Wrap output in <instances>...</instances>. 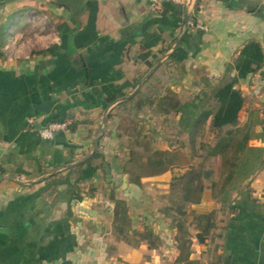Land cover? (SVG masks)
<instances>
[{"label":"crops","instance_id":"1","mask_svg":"<svg viewBox=\"0 0 264 264\" xmlns=\"http://www.w3.org/2000/svg\"><path fill=\"white\" fill-rule=\"evenodd\" d=\"M1 1L4 21H11L0 38V264H180L172 215L184 204L171 194L172 180L189 165L197 169L206 153L181 143L175 154L186 165L169 163L141 174L136 184L126 135L117 120L110 128L106 120L150 76L160 80L163 93L177 89L180 104L193 101L199 110H215L219 102L212 94L225 84L240 92L238 124L248 127L249 138L224 202L206 189L198 203L184 205L210 213L204 241L191 217L184 225L196 264H264V0H195L173 12L149 0ZM178 39L177 61L171 62ZM110 81L125 95L107 103L111 94L102 87ZM65 111L79 121L76 130L41 137L49 117ZM153 114L147 123L158 119L162 130L174 114L180 125V113ZM209 122L195 136L197 143H213ZM100 126L97 148L109 164L104 171L100 160L80 165ZM163 134V145L149 149L171 154ZM211 180L216 176L205 179V186ZM147 186L153 202V192L168 194L160 215L151 209L145 216V225L159 236L156 245L127 241L113 224L114 199L140 205ZM132 233H126L130 239ZM253 235L259 236L257 248Z\"/></svg>","mask_w":264,"mask_h":264},{"label":"trees","instance_id":"2","mask_svg":"<svg viewBox=\"0 0 264 264\" xmlns=\"http://www.w3.org/2000/svg\"><path fill=\"white\" fill-rule=\"evenodd\" d=\"M196 3H198V0ZM161 5L163 12H173L179 6L178 4L170 1H163ZM10 21L11 17H8L0 26L1 39L4 37L6 28ZM247 51L248 49H244L243 53H246ZM168 59L171 62L177 61L176 49L170 53ZM248 64L250 65V63ZM240 70L241 69H239V72ZM140 78L141 76L138 81ZM100 80L104 81L105 77L103 76ZM102 89L107 94H111L107 103H112L119 97L125 95L120 93L118 89H115L112 81L103 85ZM136 95H141L139 101L141 100L143 104L148 105L156 114H169L171 112L176 114L180 113V126L181 129L186 130L188 133V143L191 148V152L196 150L195 146L197 144L198 147L203 148L207 155L206 158H212L213 163L209 166L208 171L198 169L202 166H197L196 169L194 164H192L189 165L190 168L183 174L173 177L172 187L178 186L180 193L178 199L180 202L184 205L188 203H198L206 189L210 190L212 197L221 198L224 202V198L227 194V188L233 180L235 169L241 161V154L249 138L248 127L238 124V112L242 103V96L240 92L232 89L231 83L225 84L222 87L215 89L212 94V96L219 102L218 107L215 110H199L193 101L190 103L180 104L177 99L174 100V98L163 93L160 80L150 76L134 94L119 101L118 104L125 101H133ZM139 101H137L138 103L136 104L134 103V108H139L141 106ZM115 116H117V112H109L106 116V120L114 119ZM209 117L210 122L207 125L206 130L214 133V141L212 144L204 142L197 143L195 136L199 134L202 129H204L206 120ZM66 120H68V123ZM61 121H66V129L69 132H74L77 128V124L79 123V121L74 119V115L72 113H66L65 111L49 117L47 124L50 122ZM131 143L127 146H131ZM149 147L146 143V157L145 155L142 156L140 154H134L133 149L129 150V160L131 162H137L138 166H146V169H143L141 174H150L155 171L163 170L167 167V164L170 163L169 159L171 158V155L167 154L166 150L149 149ZM98 160H100L99 167L104 171L105 167L109 164L105 161L104 155L99 148H97L89 158L81 162L80 165H91L93 162ZM212 176H216V180H211L210 185L208 187L205 186L204 180L210 179ZM138 180L139 178H136L133 182L139 184ZM184 205L181 204L173 208L175 212V214L172 215L173 221L179 234L177 238L178 255L175 258V262L180 264H196L195 261L189 258L190 240L188 238V230L184 223L191 217V222H194L199 229V233L197 234L198 240L204 241L206 236L209 234L207 228L209 226L210 213L196 212L194 209L188 210ZM128 209V205L122 199H114L113 224L115 225L117 232L127 241L147 240L150 245L158 244L159 236L154 233L151 227L144 224L141 229L139 226H136L138 223H136L133 227L132 217ZM128 230H132L133 232L132 239H130L126 234L128 233Z\"/></svg>","mask_w":264,"mask_h":264},{"label":"rangeland","instance_id":"3","mask_svg":"<svg viewBox=\"0 0 264 264\" xmlns=\"http://www.w3.org/2000/svg\"><path fill=\"white\" fill-rule=\"evenodd\" d=\"M4 19H5V11L2 10L0 11V25H2V23L4 22ZM29 21L32 23L30 19ZM9 30L13 33L14 27L13 26L9 27ZM8 37L9 35L6 33L5 38L8 39ZM161 77H164V76H161ZM166 90L167 91L165 92V94H167L169 97L174 98V100L177 99L176 98L177 93L179 92V91L175 92L177 89L174 90L171 88V89H166ZM140 97L141 95H136L133 101H125L123 103L118 104L117 107L115 108L117 111V116L114 119L117 120V122L119 123V125L117 126V129L121 131L123 130V134L126 135V136H123L124 137L123 143L125 145L129 144V142H127L128 141L127 137L128 139H133L135 142V144L131 146H127V149H133L134 154H140L142 156L145 155L146 157V154H147V150L145 148L146 143L148 144V147L152 146L155 148V147L162 146L163 143L160 137L163 131L164 132L163 135L168 140L167 144L171 149L170 150L171 158L169 159L170 163H175L178 165H184V164L186 165V162L188 160L185 157H182L181 155L179 156L178 154H175L176 153L175 150L178 149L181 143L185 144L186 150L190 149L191 151V148L189 147V143H188V133L187 131L182 130L180 125L177 123V115L174 114L170 116V121H166V123L168 124L166 127H164V130H162L161 122L158 119H153L154 123L152 124L151 122L147 123L145 117H151V113L153 114V110L150 109V111H147L145 109L146 105L143 104L141 100L139 101ZM182 97L188 98V94L182 93L181 98ZM137 101L141 103V106L139 108H134L133 105L134 103L135 104L138 103ZM114 119H109L107 121V125L109 126V128L113 126ZM212 163H213L212 158H207V159H199L195 163V165L202 166V167H206V166L209 167ZM129 165L134 170V175H133L132 180L133 179L135 180V178H139L140 177L139 175H141V172L143 171V169L144 170L146 169V166H138L137 162L135 161L131 162ZM151 191L152 190L150 186L142 188L143 199L140 205H136L132 202L130 203V206H128L129 207L128 210L131 212V215L133 216L134 219H136L135 224L138 223V225L136 224V226H139V227H141V225L144 226L145 219H146L145 216L147 213L149 212L151 213V209L156 214L158 215L161 214L162 205L165 201V198H167L168 194L167 195L163 194L159 190L153 192L156 195V200H154L153 202L150 198ZM171 194L173 195L174 198H178L180 196L178 186L173 187ZM119 199H122L126 203L125 199L123 198H119Z\"/></svg>","mask_w":264,"mask_h":264},{"label":"built area","instance_id":"4","mask_svg":"<svg viewBox=\"0 0 264 264\" xmlns=\"http://www.w3.org/2000/svg\"><path fill=\"white\" fill-rule=\"evenodd\" d=\"M163 1H170L172 3L182 5V6H187L190 7V5L195 1V0H149L151 6H157ZM191 24H193L196 28L200 30H206V26L202 24L199 21H194ZM67 126L66 121H61V122H50L47 125H45L40 131V135L43 138L49 139L52 138L55 132L60 131V130H65Z\"/></svg>","mask_w":264,"mask_h":264},{"label":"water","instance_id":"5","mask_svg":"<svg viewBox=\"0 0 264 264\" xmlns=\"http://www.w3.org/2000/svg\"><path fill=\"white\" fill-rule=\"evenodd\" d=\"M1 4H3V2L0 0V5H1ZM186 19H187V17H186ZM179 40H180V39H178V41H177V43L175 44V46L173 47V49L176 48L177 44L179 43ZM156 66H157V65H155V66L153 67L152 70H154ZM149 74H150V72L146 74L145 78L148 77ZM140 84H141V83H139L138 86H140ZM136 90H137V89H135V90L133 91V93H134ZM133 93H132V94H133ZM128 96H130V95H128ZM128 96H126V97H128ZM126 97H122L121 100H123V99L126 98ZM47 107H48V105H44V108H47ZM40 128H42V127H40ZM102 131H103V128L100 126V127H99V133H98V135L95 137V140H94V143H93V147H92V149H91V152L86 156V158H89V157H90V156L96 151L97 146H98V143H99V139H100L101 134H102ZM0 179H1V177H0ZM125 185H126V182L124 181L123 184H122V186L125 187ZM252 239H253V245L255 246V248H257V247H258V243H259V236H258V235H253V236H252Z\"/></svg>","mask_w":264,"mask_h":264}]
</instances>
